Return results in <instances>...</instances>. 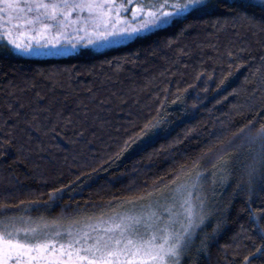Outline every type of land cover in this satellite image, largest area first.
Segmentation results:
<instances>
[{"label":"trees","instance_id":"16d2710c","mask_svg":"<svg viewBox=\"0 0 264 264\" xmlns=\"http://www.w3.org/2000/svg\"><path fill=\"white\" fill-rule=\"evenodd\" d=\"M214 19L190 17L117 48L77 55L23 57L0 50V143L11 140L0 149V199L7 197L15 203L39 197L42 204L57 188L62 193L50 202L51 207L33 212L56 216L62 210L97 209L132 195L129 186L134 190L150 188L161 178L167 183L181 164L191 167L192 160L205 149L222 147L221 141L249 121L256 127L264 123V100L257 94L249 110L252 85H244L245 76L264 57V32L232 24L218 32L212 26ZM185 25L191 27L178 43L168 47L167 41L179 36ZM181 48L187 54H181ZM241 48L240 56L247 63L227 55L229 50ZM125 56L134 63L118 60ZM105 61H113L112 66ZM117 62L123 65L121 70L116 69ZM73 66L79 75L71 89L67 77L61 78L65 81L61 87L39 74L52 67ZM229 72L232 74L221 85ZM89 87L100 89L101 98L110 97L104 110L89 104ZM234 88H242L235 97L229 95ZM9 102L25 105L19 109V117ZM234 104L244 107L235 109ZM37 108L50 109L41 112L44 126L39 130L30 123ZM158 114L167 121V132L133 144L117 158L124 142ZM188 129L194 131L185 138ZM177 137L183 142L172 144ZM212 162L203 161L209 175ZM241 173L234 168L229 179L220 184L222 191L212 203L214 215L207 231L217 219L226 220V226L197 257L198 264H243L244 256L254 250V241L245 239L252 234L241 232V225L249 226L250 195ZM251 208H264V191L259 186L251 193Z\"/></svg>","mask_w":264,"mask_h":264},{"label":"snow or ice","instance_id":"6c2138e0","mask_svg":"<svg viewBox=\"0 0 264 264\" xmlns=\"http://www.w3.org/2000/svg\"><path fill=\"white\" fill-rule=\"evenodd\" d=\"M197 16L215 17L212 26L218 32L226 30L229 24L264 32V0H0V21L8 22L7 26L0 23V41H4L0 50L23 57H58L74 55L83 49L117 48ZM189 27L185 25L179 36L167 41V46L178 43ZM179 51L187 54L183 48ZM243 51V48L229 50L227 55L241 64L247 63L240 56ZM118 60L134 63L127 56ZM105 63L112 66L113 61ZM122 68L117 62L116 69ZM39 74L61 87L65 85L61 78L67 77L69 89L79 75L75 66L52 67ZM231 74L221 79L220 84ZM244 85H252L249 95L252 103L248 105L251 110L257 94L264 100V57L245 76ZM241 90L234 88L229 95L235 97ZM87 91L89 104L98 109L104 110L111 103L110 97L101 98L100 89L89 87ZM81 104L91 111L83 101ZM24 107L23 103L17 106L9 102L17 117ZM44 111L50 109H33L30 123L37 130L44 126L40 120ZM166 123L159 114L146 120L135 137L124 142L117 158L138 141L152 140L167 132ZM55 130V126L51 127L53 133ZM193 131L186 130L185 138ZM182 142L177 137L172 144ZM10 143V139H5L0 149ZM221 144L215 150L205 149L192 160L191 167L181 164L167 183L161 178L150 188L134 190L129 186L132 195L109 201L99 212L62 210L56 216L43 212L33 215L34 209L51 207L50 202L62 193L57 188L51 190L42 204L39 197L15 203L7 197L0 199V264H186L187 261L198 264L197 257L226 226V220L217 219L211 231H207L214 213L205 191L209 175V170L203 167L205 159L214 161L210 172L213 185L227 181L234 168L242 170L250 195L249 226L245 229L241 225V232L251 233L245 239L254 241V250L244 256L243 264H264V208H251V193L257 186L264 191V123L256 127L249 121Z\"/></svg>","mask_w":264,"mask_h":264},{"label":"rangeland","instance_id":"374dc122","mask_svg":"<svg viewBox=\"0 0 264 264\" xmlns=\"http://www.w3.org/2000/svg\"><path fill=\"white\" fill-rule=\"evenodd\" d=\"M134 6V5H133ZM75 13L73 14V18H75ZM129 15H130V13H129ZM0 23H2L3 25H5V26H7V21L6 20H4V21H0ZM0 30H2V29H0ZM4 41H0V43H3ZM104 49H106V48H104ZM86 50H91V49H83V50H81V51H78L76 54H74V55H77V54H80V53H82L83 51H86ZM99 50H103V49H99ZM99 50H92V51H99ZM66 56H70V55H66ZM42 57H52V56H42ZM58 57H63V56H58ZM148 139H145V140H143V141H138L136 144H134V146H136V145H139L140 143H144V142H146ZM133 148V145H132V147H131V149ZM212 176L210 177V175H208V177H207V182H206V184H205V191H206V193H207V195H208V205H209V208L211 209V207H212V203H213V201H215L216 200V198H218L219 197V195H220V193H221V191H222V185H220V184H222V183H220L219 181H217V183L216 184H214L213 185V183H212ZM108 205V203L106 204V205H104V206H102V207H100V208H97V209H89V210H87L88 212H99L102 208H105L106 206ZM32 214L33 215H37V214H39V213H35V212H32Z\"/></svg>","mask_w":264,"mask_h":264}]
</instances>
